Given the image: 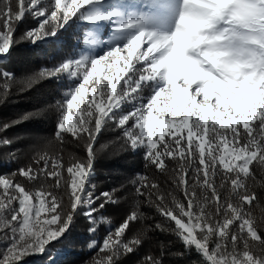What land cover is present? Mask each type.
Instances as JSON below:
<instances>
[{
	"label": "snow or ice",
	"instance_id": "obj_1",
	"mask_svg": "<svg viewBox=\"0 0 264 264\" xmlns=\"http://www.w3.org/2000/svg\"><path fill=\"white\" fill-rule=\"evenodd\" d=\"M124 7L121 0H0V59L18 41L59 39L57 29L72 27L73 17L92 25L97 39L108 31L101 22L115 25L111 43L99 47L96 54L66 59L27 78L29 85L62 74L75 80L63 100L56 102L55 136L63 140V134L69 133L83 139L87 155L84 160L73 159L65 169L62 160L45 154L34 158L35 167L29 164L0 175V241L4 242L0 264H21L38 253L55 257L48 264H67L62 257L75 243L72 229L81 213L89 219V233L94 236V213L117 203L109 192L95 196L91 183L94 144L109 122L123 129L133 151L144 149L148 164L163 170L166 159L178 161L174 185L183 199L161 192L143 175L132 183L141 197L147 190L149 206L174 222L171 230L187 249L202 256V264H264L260 225L246 210L256 199L247 183L255 180L249 165L257 156L264 165V0H148L146 11L117 10ZM29 15L36 25L14 39ZM142 44L147 47L142 49ZM124 50L127 55L122 57ZM137 52V61L143 64L133 66L132 74L126 79L112 74L121 60L131 65ZM101 64L108 70L103 77L106 85H101ZM13 75L0 73L5 80ZM145 89L150 94L144 95ZM89 91L92 96L81 108L78 102H85ZM3 95H8L7 90ZM132 101V110L125 111L123 105ZM17 177L28 182L51 180V187L63 190L67 199L43 184L30 191ZM218 189L226 191L223 199ZM97 201L101 202L97 205ZM140 203L114 230H108L102 243L89 244V249L99 244L98 252L103 254L90 264H118L120 257L142 243L147 229L130 240L125 237L130 223L144 217ZM155 227L164 230L159 223ZM53 240L59 248L46 247ZM143 264L162 261L149 256Z\"/></svg>",
	"mask_w": 264,
	"mask_h": 264
},
{
	"label": "trees",
	"instance_id": "obj_2",
	"mask_svg": "<svg viewBox=\"0 0 264 264\" xmlns=\"http://www.w3.org/2000/svg\"><path fill=\"white\" fill-rule=\"evenodd\" d=\"M50 2V0H48ZM72 27L65 26L67 30L58 28L56 37H46L43 40L17 42L11 48L10 54L0 59V73L8 72L14 74L9 80L0 76V141L7 139L9 145L0 143V175H9L17 172L19 168L29 164L34 165V158L47 154L48 157L59 158L65 165V169L73 159H86V146L83 139L73 138L71 134L64 133L63 140L55 136L58 108L57 101H62L67 85L74 80L65 75L59 79L43 78L32 84L27 83V78L41 70L51 68L62 63L66 56L88 37L90 30L87 25ZM36 25V21L29 15L26 23L17 27L14 39L18 40L28 28ZM7 86V87H6ZM7 90L8 95L3 94ZM147 92V89L144 91ZM30 115L27 120L12 124L13 121L21 120L25 115ZM5 124L11 125L4 129ZM167 139V136H166ZM96 155L94 161V173L91 182L95 185L94 195L101 192L112 193L117 203L106 204L103 209L94 213L97 221L94 236H90L89 219L81 213L75 220L72 232L75 243L70 248V254L62 257L67 264H90L91 261L102 256L96 248L89 249L93 240L102 243L108 230H114L124 218L134 209L137 201H140V211L144 214L142 220L131 222L129 229L125 232L127 239L141 234L147 229L146 238L137 246L133 253L124 254L119 258L118 264H143L146 257H153L161 260L162 264H202L203 258L197 254L195 249H187L183 242L177 238L171 230L174 222L161 216L154 207L147 203V190L144 197L136 193L137 184L132 183L138 180L141 175L146 176L149 182L158 184L161 192L183 199L180 191L175 190L174 180L178 169L177 160H165V169H158L155 165L148 164L145 160L143 148L133 151L124 136L123 129L118 128L114 122H109L97 137L94 144ZM198 163V161H197ZM250 171L255 175L247 181L249 191L253 192L256 199L246 205V210L251 212L256 219L258 235L264 239V165L259 162V157L249 165ZM63 175L67 176L66 170ZM191 175V170H190ZM30 191H37L41 184L45 188L54 191L57 196H64L63 190H56L51 185V180H39L28 182L24 177H17ZM219 183V181H217ZM222 199L227 195L224 189H218ZM197 194L200 189L197 187ZM103 199V198H102ZM101 201H97L98 205ZM170 204L171 197H168ZM86 210V209H85ZM101 217L104 220H101ZM110 221V223H109ZM161 224L164 230L158 229L155 225ZM59 239V238H58ZM250 243L257 244L258 241ZM0 246L4 242L0 241ZM60 247L57 240H53L46 247ZM55 257L44 253L32 254L26 257L21 264H48Z\"/></svg>",
	"mask_w": 264,
	"mask_h": 264
},
{
	"label": "rangeland",
	"instance_id": "obj_3",
	"mask_svg": "<svg viewBox=\"0 0 264 264\" xmlns=\"http://www.w3.org/2000/svg\"><path fill=\"white\" fill-rule=\"evenodd\" d=\"M147 2H148V0H121V3L124 4L125 7L117 9V10H121V11L127 10L128 12H132V13L146 11L147 10V8H146ZM72 21H76V18L73 17L69 22H72ZM101 23H103L104 25L107 26L108 31H107V33H106V35L104 37L97 39V38H95L96 37V33L93 31V26L92 25H90L88 22H84V21H76L75 22V26L87 25L89 30H90V33H89L88 37L86 38V40L83 43H81L78 46H76L73 49V51L70 52L66 56L64 61L66 59H69V58L79 59L81 55L87 54L89 52L92 53V54H96V52H97L99 47L111 43L112 30H114L115 25L113 23L109 22V21H104V22H101ZM167 27L168 28L172 27V22L171 21L169 22ZM146 47H147V45L142 44V49L146 48ZM105 50H107V49L105 48ZM138 54L139 53L137 52L136 54L133 55L132 60H131V65H128L126 61L121 60L119 65H117L116 67H114L112 69V74H114V75L118 74L122 78L126 79L128 75L132 74V72L134 70L133 66L139 67L140 65L143 64V61H140V62L137 61L136 57H137ZM126 55H127V50H124L121 53V56L123 57V56H126ZM53 67H55V66H53ZM99 67H100L99 76L101 78V85H106L107 84V80H104L103 77L108 73V70H107L105 64H101ZM62 75H65L67 77L66 74H62ZM134 78H136V77H134ZM95 79H96V77L94 76L93 80H95ZM72 80H74V79H72ZM75 83L76 82L74 80L73 83H71L70 85H67L68 87H67L64 95L66 94V92L68 90H70L71 87H73L75 85ZM122 85H123V79H121L120 84L117 87V92H120ZM93 86L94 85L91 82L88 85L89 89H91V87H93ZM101 91H104L103 87L101 88ZM143 94L147 95V94H150V93L147 90V92L146 93L144 92ZM132 95H136V94L133 93ZM91 96H92V93H91V91H89V93L86 94L85 102H78L79 106L81 108L85 107L86 103L90 100ZM134 103H135V101H132L131 103H125L123 105L125 111L132 110V107H133ZM131 123L132 122L129 121L128 127L131 126ZM257 123H258V121H257ZM239 127L242 128V126H239ZM236 163H238V161ZM2 248H3V246H0V249H2Z\"/></svg>",
	"mask_w": 264,
	"mask_h": 264
}]
</instances>
